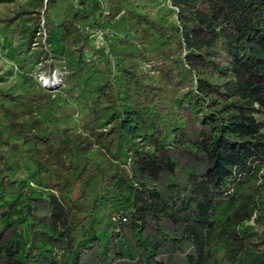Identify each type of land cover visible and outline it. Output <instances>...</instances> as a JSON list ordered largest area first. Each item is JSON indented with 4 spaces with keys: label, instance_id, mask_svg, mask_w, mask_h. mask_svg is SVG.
<instances>
[{
    "label": "trees",
    "instance_id": "obj_1",
    "mask_svg": "<svg viewBox=\"0 0 264 264\" xmlns=\"http://www.w3.org/2000/svg\"><path fill=\"white\" fill-rule=\"evenodd\" d=\"M42 6L6 27L65 60L86 136L25 120L67 82L0 88V264H264V0Z\"/></svg>",
    "mask_w": 264,
    "mask_h": 264
},
{
    "label": "rangeland",
    "instance_id": "obj_2",
    "mask_svg": "<svg viewBox=\"0 0 264 264\" xmlns=\"http://www.w3.org/2000/svg\"><path fill=\"white\" fill-rule=\"evenodd\" d=\"M45 2L46 0H19L11 4L0 3V88L14 93H24L25 88L28 87L26 76H32L31 81L33 83H40L45 88L53 89L52 91L55 92V94L64 96L68 94L75 100V103H73V105H67V103H65L66 109L64 110V115L60 114L57 118H51L50 121L43 116H38L43 120V124L37 123L36 115H27L25 120L32 123L36 130H38L39 127L53 126L57 129H72L71 132L77 130L81 136L85 137L86 134L84 131L81 128H77L78 123L75 120H71L77 117L76 113L79 96L75 88H70L75 82L74 78L69 77L66 81L69 72L66 69L65 60H56L53 58L52 54L40 46L34 47L32 51L27 54L23 46L20 19L16 20L9 29L6 27L7 21L21 11L26 10L35 12L36 14L33 16H42V5ZM42 50L46 52H41ZM90 57L88 56L87 58L89 59ZM32 61H34L35 64V71H29L27 69V66H29ZM96 65L97 63H94V66ZM63 77H65L64 80ZM103 79L104 76L102 73L95 74L91 80V85H95L103 81ZM66 82L67 94L60 90V88L66 87ZM73 99L71 100L73 101ZM121 169H125L129 172L128 166L121 165ZM19 178H29L24 169L19 172Z\"/></svg>",
    "mask_w": 264,
    "mask_h": 264
},
{
    "label": "built area",
    "instance_id": "obj_3",
    "mask_svg": "<svg viewBox=\"0 0 264 264\" xmlns=\"http://www.w3.org/2000/svg\"><path fill=\"white\" fill-rule=\"evenodd\" d=\"M96 36H97L98 40L100 42H102L103 41V37H104V32L103 31H99L98 33H96Z\"/></svg>",
    "mask_w": 264,
    "mask_h": 264
}]
</instances>
